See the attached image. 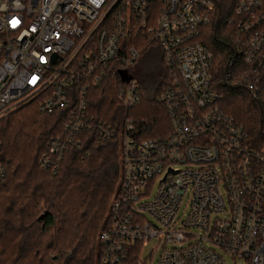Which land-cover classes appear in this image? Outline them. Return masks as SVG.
<instances>
[{"label":"built area","instance_id":"1","mask_svg":"<svg viewBox=\"0 0 264 264\" xmlns=\"http://www.w3.org/2000/svg\"><path fill=\"white\" fill-rule=\"evenodd\" d=\"M221 3L0 0V119L33 101L42 114L61 110L63 130L38 158L53 173L82 134L119 141L121 183L99 233L101 264H146L158 250L154 264H229L225 255L264 264V138L251 140L223 109L203 42ZM227 4L236 43L227 77L260 101L264 132V0ZM153 45L168 74L157 100L170 127L143 137L127 115L140 100L131 72ZM108 79L122 107L112 123L89 108L91 90ZM5 175L0 163V184Z\"/></svg>","mask_w":264,"mask_h":264},{"label":"trees","instance_id":"2","mask_svg":"<svg viewBox=\"0 0 264 264\" xmlns=\"http://www.w3.org/2000/svg\"><path fill=\"white\" fill-rule=\"evenodd\" d=\"M231 7L222 0L204 29L203 42L212 53L210 72L223 109L258 142L264 138L260 101L236 78L227 77L236 50L234 27L227 22ZM160 64L151 63L143 74L132 70L140 100L127 115L135 118L143 137L163 135L170 127L157 100L168 83L166 66L162 60ZM89 108L109 123L120 116L113 79L91 90ZM64 121L61 110L39 112L37 101L0 119V163L6 172L0 184V264H101L99 233L121 183L120 144L82 134V144L65 153L55 173L43 169L38 158L62 132Z\"/></svg>","mask_w":264,"mask_h":264},{"label":"rangeland","instance_id":"3","mask_svg":"<svg viewBox=\"0 0 264 264\" xmlns=\"http://www.w3.org/2000/svg\"><path fill=\"white\" fill-rule=\"evenodd\" d=\"M151 57H153V59H151ZM151 63H154L157 66H161L160 50L155 45L149 47V50L144 55L141 53L137 62L132 67L133 69L135 68L136 70H138L140 74H143L146 70L151 68ZM131 75H132V72H131ZM183 207H184V204H183ZM194 231L198 232V230L196 229ZM156 243L157 241L155 239L147 242V244L142 248V251H141L142 259L149 257V254H151V250L152 248L156 246ZM158 255H159V250L156 252L154 251L150 256V259L149 258L147 259L146 264H154L158 258ZM225 258L229 264H245V261L243 259H240V260L237 259L236 262H234L227 255H225Z\"/></svg>","mask_w":264,"mask_h":264},{"label":"water","instance_id":"4","mask_svg":"<svg viewBox=\"0 0 264 264\" xmlns=\"http://www.w3.org/2000/svg\"><path fill=\"white\" fill-rule=\"evenodd\" d=\"M40 218H42V215H40Z\"/></svg>","mask_w":264,"mask_h":264}]
</instances>
